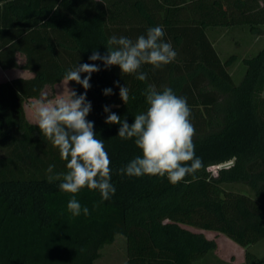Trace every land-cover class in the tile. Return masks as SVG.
<instances>
[{
    "label": "trees",
    "instance_id": "1",
    "mask_svg": "<svg viewBox=\"0 0 264 264\" xmlns=\"http://www.w3.org/2000/svg\"><path fill=\"white\" fill-rule=\"evenodd\" d=\"M161 25L177 56L160 69L144 65L146 81L89 60L93 51L106 54L112 35L135 40ZM234 27L262 34L264 0H0V68L33 74L0 83V264H96L119 235L127 264H211L218 244L202 231L246 248V264H263L249 249L264 240V48L244 60L236 84L230 69L238 56L223 59L209 37L211 29ZM83 63L101 69L89 81L86 119L104 140L116 192L101 202L98 190L81 189L76 199L90 214L73 217V194L48 181L49 165L61 174L67 162L28 122L25 104ZM117 81L135 100L120 99ZM149 85L187 98L195 153L205 165L195 181L186 176L173 185L166 176L118 172L142 152L134 139L118 137L121 125L105 123L103 109L131 125L148 107L142 93ZM228 161L234 166L218 169ZM235 184L250 193L225 189Z\"/></svg>",
    "mask_w": 264,
    "mask_h": 264
},
{
    "label": "clouds",
    "instance_id": "2",
    "mask_svg": "<svg viewBox=\"0 0 264 264\" xmlns=\"http://www.w3.org/2000/svg\"><path fill=\"white\" fill-rule=\"evenodd\" d=\"M164 37L162 25L148 28L145 34L135 40L112 35L107 40L106 54L93 51L89 60L102 61L106 69L119 66L122 74H135L137 80L146 81L148 74L141 71L144 65L160 69L177 56L172 44L166 42ZM100 70L95 63L76 65L65 72L63 81L66 84L74 81L81 85L85 89L83 94L78 95L67 87V93H58L54 100L43 98L31 105L41 133L59 150L61 159L67 162V172L61 174H54L55 165H49L48 181H61L59 189L73 194L67 203V209L73 217L90 214L89 209L82 207L76 199L75 194L81 189L87 187L89 190H98L101 202L109 200L116 192L111 183V161L104 140L97 138L94 122L86 119L92 110L91 102L86 99L87 90L91 87L89 81L92 73ZM81 73L87 75L81 79ZM116 85L119 87L120 99L125 104L130 98L135 100V96L130 97L127 86H119L118 81ZM111 94V88L104 90V95ZM142 94L146 97L148 107L135 116L131 125L126 119L110 112V106L103 109L105 113H110L105 123L121 125L118 137L122 140L134 139L142 152L118 172L129 177L166 176L173 185L183 181L186 176L197 180L195 174L205 165L195 153V127L190 119L191 109L187 98L177 96L171 88L158 91L154 85H149ZM232 166L233 161L222 165L225 170Z\"/></svg>",
    "mask_w": 264,
    "mask_h": 264
},
{
    "label": "rangeland",
    "instance_id": "3",
    "mask_svg": "<svg viewBox=\"0 0 264 264\" xmlns=\"http://www.w3.org/2000/svg\"><path fill=\"white\" fill-rule=\"evenodd\" d=\"M209 37L223 59H227L232 55L238 56L239 59L230 69V73L232 74L235 83L240 84L246 71L244 60L255 56L264 48V32L262 34L253 33L247 27L217 28L209 31ZM18 61L20 64L24 63L22 57H19ZM21 76L30 77L33 76V74L20 69L3 70L0 68V83ZM67 87L73 90V87L69 82L66 84L63 81L54 87H48L42 93L41 97L29 100L25 104V112L28 122L36 124L31 109L33 103H36L43 98L54 100L58 93H67ZM2 153L3 150L0 149V155ZM225 189L250 193V190L247 187L239 184L226 185ZM202 232L208 239L214 240L218 244L216 251L210 258L211 264H246V248L241 247L223 234L210 231ZM249 250L253 254H256L264 264V240L253 245ZM96 264H127L125 237L119 235L113 244L107 245L102 250L101 258Z\"/></svg>",
    "mask_w": 264,
    "mask_h": 264
},
{
    "label": "crops",
    "instance_id": "4",
    "mask_svg": "<svg viewBox=\"0 0 264 264\" xmlns=\"http://www.w3.org/2000/svg\"><path fill=\"white\" fill-rule=\"evenodd\" d=\"M12 70H17V69H12ZM26 72V71H25ZM31 74V73H30ZM22 77V76H21ZM30 77H32V76H30ZM30 77H25V78H30ZM17 78V77H16ZM14 79V78H13ZM10 80H12V79H10Z\"/></svg>",
    "mask_w": 264,
    "mask_h": 264
},
{
    "label": "water",
    "instance_id": "5",
    "mask_svg": "<svg viewBox=\"0 0 264 264\" xmlns=\"http://www.w3.org/2000/svg\"><path fill=\"white\" fill-rule=\"evenodd\" d=\"M222 168H223L222 165L218 167V169H222Z\"/></svg>",
    "mask_w": 264,
    "mask_h": 264
}]
</instances>
